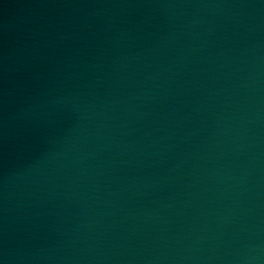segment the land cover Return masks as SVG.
Masks as SVG:
<instances>
[{
  "label": "water",
  "instance_id": "1",
  "mask_svg": "<svg viewBox=\"0 0 264 264\" xmlns=\"http://www.w3.org/2000/svg\"><path fill=\"white\" fill-rule=\"evenodd\" d=\"M0 264H264V0H0Z\"/></svg>",
  "mask_w": 264,
  "mask_h": 264
}]
</instances>
